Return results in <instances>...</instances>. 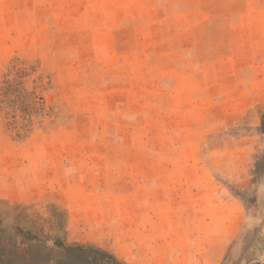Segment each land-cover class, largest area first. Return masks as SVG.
<instances>
[{"label":"rangeland","instance_id":"obj_1","mask_svg":"<svg viewBox=\"0 0 264 264\" xmlns=\"http://www.w3.org/2000/svg\"><path fill=\"white\" fill-rule=\"evenodd\" d=\"M264 0H0V264H256Z\"/></svg>","mask_w":264,"mask_h":264},{"label":"crops","instance_id":"obj_2","mask_svg":"<svg viewBox=\"0 0 264 264\" xmlns=\"http://www.w3.org/2000/svg\"><path fill=\"white\" fill-rule=\"evenodd\" d=\"M261 252H262V254L259 255L260 257H259V260H257L256 264H264V250Z\"/></svg>","mask_w":264,"mask_h":264}]
</instances>
